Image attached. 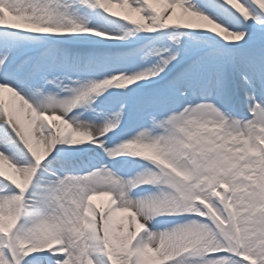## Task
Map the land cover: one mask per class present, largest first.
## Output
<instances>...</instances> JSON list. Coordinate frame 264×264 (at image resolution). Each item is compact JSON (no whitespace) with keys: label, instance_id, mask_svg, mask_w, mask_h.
<instances>
[{"label":"snow or ice","instance_id":"6c2138e0","mask_svg":"<svg viewBox=\"0 0 264 264\" xmlns=\"http://www.w3.org/2000/svg\"><path fill=\"white\" fill-rule=\"evenodd\" d=\"M0 264H264V0H0Z\"/></svg>","mask_w":264,"mask_h":264},{"label":"rangeland","instance_id":"374dc122","mask_svg":"<svg viewBox=\"0 0 264 264\" xmlns=\"http://www.w3.org/2000/svg\"><path fill=\"white\" fill-rule=\"evenodd\" d=\"M107 198L106 197H97L96 202H98L99 205L103 206L106 203Z\"/></svg>","mask_w":264,"mask_h":264},{"label":"bare ground","instance_id":"6f19581e","mask_svg":"<svg viewBox=\"0 0 264 264\" xmlns=\"http://www.w3.org/2000/svg\"><path fill=\"white\" fill-rule=\"evenodd\" d=\"M97 204H98V202H97Z\"/></svg>","mask_w":264,"mask_h":264}]
</instances>
